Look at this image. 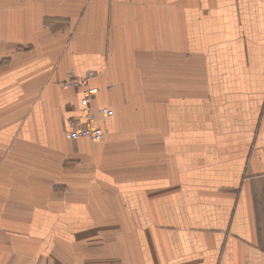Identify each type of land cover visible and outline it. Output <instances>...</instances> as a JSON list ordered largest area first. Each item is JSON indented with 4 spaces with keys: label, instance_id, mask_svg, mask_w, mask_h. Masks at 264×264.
<instances>
[{
    "label": "crops",
    "instance_id": "0c3cea01",
    "mask_svg": "<svg viewBox=\"0 0 264 264\" xmlns=\"http://www.w3.org/2000/svg\"><path fill=\"white\" fill-rule=\"evenodd\" d=\"M0 264H264V0H0Z\"/></svg>",
    "mask_w": 264,
    "mask_h": 264
},
{
    "label": "built area",
    "instance_id": "2783aa9c",
    "mask_svg": "<svg viewBox=\"0 0 264 264\" xmlns=\"http://www.w3.org/2000/svg\"><path fill=\"white\" fill-rule=\"evenodd\" d=\"M96 77L97 74L94 71H88L84 77L71 74L70 79L62 84L66 90L78 89L82 92L80 99L82 116L68 120L65 129L67 139L73 143L82 139H87L92 143H100L107 137L105 128L96 124L97 117L99 115L103 119L111 118L114 116V111L106 106L94 111L93 104L100 93V89L92 84Z\"/></svg>",
    "mask_w": 264,
    "mask_h": 264
}]
</instances>
